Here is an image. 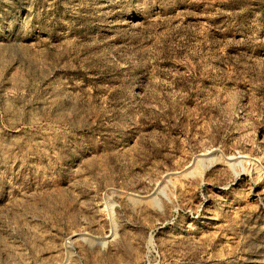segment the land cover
I'll return each instance as SVG.
<instances>
[{
	"label": "rangeland",
	"instance_id": "1",
	"mask_svg": "<svg viewBox=\"0 0 264 264\" xmlns=\"http://www.w3.org/2000/svg\"><path fill=\"white\" fill-rule=\"evenodd\" d=\"M0 264H264V0H0Z\"/></svg>",
	"mask_w": 264,
	"mask_h": 264
}]
</instances>
